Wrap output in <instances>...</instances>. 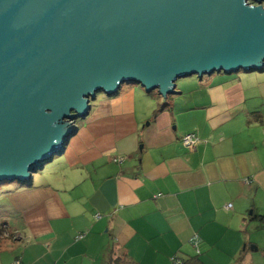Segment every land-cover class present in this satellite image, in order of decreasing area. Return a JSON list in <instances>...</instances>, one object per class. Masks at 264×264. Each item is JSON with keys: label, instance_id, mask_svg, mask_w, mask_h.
<instances>
[{"label": "crops", "instance_id": "1", "mask_svg": "<svg viewBox=\"0 0 264 264\" xmlns=\"http://www.w3.org/2000/svg\"><path fill=\"white\" fill-rule=\"evenodd\" d=\"M77 125L55 184L15 194L0 264H264V69L126 83Z\"/></svg>", "mask_w": 264, "mask_h": 264}, {"label": "water", "instance_id": "2", "mask_svg": "<svg viewBox=\"0 0 264 264\" xmlns=\"http://www.w3.org/2000/svg\"><path fill=\"white\" fill-rule=\"evenodd\" d=\"M264 69V0H0V183L62 156L98 93Z\"/></svg>", "mask_w": 264, "mask_h": 264}, {"label": "rangeland", "instance_id": "3", "mask_svg": "<svg viewBox=\"0 0 264 264\" xmlns=\"http://www.w3.org/2000/svg\"><path fill=\"white\" fill-rule=\"evenodd\" d=\"M207 77V76H205ZM199 81V77L194 75L187 78H182L177 81V83L181 81ZM157 94V91H154ZM99 97H103V94L98 93ZM95 101L91 102V105L94 104ZM82 120H77V124H80ZM63 156H56L54 160L50 163H47L44 169L39 170L38 172L32 175V179L28 183H20L18 181L15 182H2L0 183V244L10 243L11 240L16 238V234L14 233V221L13 215L15 212V194H21L24 190H27L31 187L34 181V187H37L41 184V182L50 183L52 185L55 184V169H60V165L63 163ZM32 186V187H33ZM6 225V226H5Z\"/></svg>", "mask_w": 264, "mask_h": 264}, {"label": "built area", "instance_id": "4", "mask_svg": "<svg viewBox=\"0 0 264 264\" xmlns=\"http://www.w3.org/2000/svg\"><path fill=\"white\" fill-rule=\"evenodd\" d=\"M182 143L183 145L190 149V150H194L197 146V144L199 143V138L197 137L196 134H187L183 137L182 139ZM116 162H122L123 159L119 158V159H115ZM229 208L231 207V205L228 206ZM192 245L194 246V248L197 249V251L199 252V246H200V240L198 239L197 236H195L192 239ZM14 264H21L19 261L15 262ZM171 264H184L183 260L178 256L175 255L171 258Z\"/></svg>", "mask_w": 264, "mask_h": 264}, {"label": "trees", "instance_id": "5", "mask_svg": "<svg viewBox=\"0 0 264 264\" xmlns=\"http://www.w3.org/2000/svg\"><path fill=\"white\" fill-rule=\"evenodd\" d=\"M6 226V225H5ZM0 227H2V226H0ZM1 229V228H0ZM185 264V263H184Z\"/></svg>", "mask_w": 264, "mask_h": 264}]
</instances>
